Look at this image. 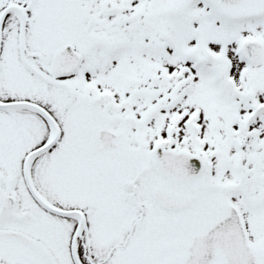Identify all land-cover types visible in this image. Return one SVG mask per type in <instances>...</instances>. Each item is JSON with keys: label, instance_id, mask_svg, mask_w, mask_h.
<instances>
[{"label": "snow or ice", "instance_id": "1", "mask_svg": "<svg viewBox=\"0 0 264 264\" xmlns=\"http://www.w3.org/2000/svg\"><path fill=\"white\" fill-rule=\"evenodd\" d=\"M0 264H264V0H0Z\"/></svg>", "mask_w": 264, "mask_h": 264}]
</instances>
